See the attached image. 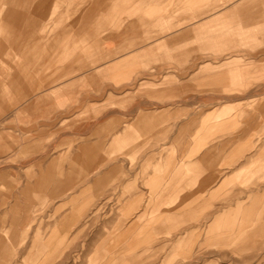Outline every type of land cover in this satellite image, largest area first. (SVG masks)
<instances>
[{"label":"rangeland","instance_id":"rangeland-1","mask_svg":"<svg viewBox=\"0 0 264 264\" xmlns=\"http://www.w3.org/2000/svg\"><path fill=\"white\" fill-rule=\"evenodd\" d=\"M14 10L25 16L17 27L6 17ZM240 23L257 29L224 34V24ZM1 26L0 171L16 167L17 204H40L23 191L25 107L62 98L68 81L90 91L103 65L141 48L149 52L115 71L171 69V201H149L140 216L111 197L81 199L59 218L5 207L0 264H264V0H0ZM168 123L160 121L161 133ZM206 152L208 167L217 157L218 177L201 196Z\"/></svg>","mask_w":264,"mask_h":264},{"label":"crops","instance_id":"crops-1","mask_svg":"<svg viewBox=\"0 0 264 264\" xmlns=\"http://www.w3.org/2000/svg\"><path fill=\"white\" fill-rule=\"evenodd\" d=\"M38 10L42 13L43 6ZM233 10L232 15L236 11ZM6 17L13 27L25 18L15 10ZM30 25L29 21L27 36H32ZM223 29L224 34L238 33L242 39L243 35L253 34L257 26L224 24ZM223 40L232 41L233 37ZM148 52L149 48H141L137 54L103 65L93 77L96 80L90 84V91L78 92L81 84L76 87V82L68 81L62 87V98L40 96L30 102L29 108L25 107L31 123L25 149L29 152L23 168V191L37 196L40 204L33 201L27 204L25 198L17 204L16 167L9 162L7 169L0 171V181L7 176L9 194L7 201H0V209L21 205L49 210L59 218L74 215L72 211L79 208L81 199L96 201L111 197L123 202L125 209L131 211L127 215L140 216L149 201H171V69L159 66L152 70L115 71ZM100 77L102 81L98 80ZM124 78L130 81L119 84L107 81ZM141 89L144 92L137 95ZM166 119L169 123L161 133L160 121ZM251 139L249 135L248 145L255 143V138ZM239 142L245 143V138ZM257 155L255 151L247 155L248 165ZM209 159V153H201V196L208 192L216 174L218 177L217 157L213 155L208 167Z\"/></svg>","mask_w":264,"mask_h":264}]
</instances>
